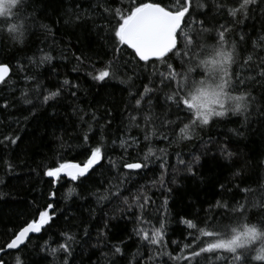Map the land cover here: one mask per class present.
Masks as SVG:
<instances>
[{
    "label": "trees",
    "instance_id": "16d2710c",
    "mask_svg": "<svg viewBox=\"0 0 264 264\" xmlns=\"http://www.w3.org/2000/svg\"><path fill=\"white\" fill-rule=\"evenodd\" d=\"M121 2L126 10L127 0H25L22 12L30 17V23L22 41L0 29V63L11 70L6 83L0 85V140L5 135L20 138L15 145L0 143V246L47 203L54 204L55 213L51 224L31 236L18 253L24 264H187L168 255L186 256L191 251L184 245L192 243L188 236L192 230L186 229L180 218H196L199 222L211 221L215 216L219 221L224 210L216 208L215 202L231 204L234 195L238 203L247 204L250 222L264 221V213L253 206L258 197L249 195L245 199L240 191L245 186L259 189L264 185V81H248L240 86L247 87L255 97L247 119L231 114L216 118L209 126L195 129L193 139L184 141L173 136L168 127L160 128L157 121L156 135L145 141L146 131L151 133L153 129H145L143 116L151 109L163 119L165 95L170 90L159 83V63L145 65L127 54L113 52L111 28L100 5L108 3L118 9ZM207 2L209 7L204 10L208 12V26L215 29L208 43L217 42L220 25H226L230 29L228 41L237 42L242 54L248 55L251 41L264 35V4L251 6L248 17L236 22L218 15L211 7L213 0ZM241 35L248 40L247 45L240 41ZM45 54L52 57L51 61L41 62ZM109 61L119 68L117 77L107 82L94 80L93 75ZM174 64L177 71H183L179 59ZM65 80L69 84L65 85ZM146 86L155 91L145 95L143 111L137 110L135 99ZM57 89L61 95L45 103L43 97ZM149 96L151 104L147 103ZM5 103L7 108L3 107ZM166 114L176 120L172 113ZM133 116L137 117L135 121ZM176 131L178 134L179 129ZM85 134L89 136L87 143ZM162 134L169 139H162ZM133 139L140 141L139 146L133 145L125 152L121 140L131 143ZM145 144L167 161L163 188L161 161L155 157L146 174H122L127 172L121 167L125 161L147 152ZM95 146H102L105 158L89 173L90 178H84L83 185L62 180L53 188L51 178L44 175L45 167L58 161L82 163ZM177 153L186 164L197 155L201 157L200 163L193 165L196 175H190L178 163ZM5 162L13 165L11 171ZM236 172L240 175H234ZM117 187L132 190L131 194L125 192L129 202L137 190L152 198L154 203L145 213L151 223L139 224V209L128 210L123 198L97 199V195H106L107 189L115 191ZM73 188L76 194L69 195ZM52 191L56 192L54 200L49 199ZM158 219L166 224L167 246L163 248L147 244L136 234L138 227L150 230L158 226ZM65 233L75 238L69 242L71 254L63 250L53 254L51 249L65 242ZM116 246L121 248L120 254H114ZM16 254H4L5 264H15ZM201 264L206 262L201 259ZM208 264L224 262L210 260Z\"/></svg>",
    "mask_w": 264,
    "mask_h": 264
},
{
    "label": "snow or ice",
    "instance_id": "6c2138e0",
    "mask_svg": "<svg viewBox=\"0 0 264 264\" xmlns=\"http://www.w3.org/2000/svg\"><path fill=\"white\" fill-rule=\"evenodd\" d=\"M258 2L264 4V0H213L211 7L218 15L229 16L233 21L239 22L240 18L248 17V13L252 10L251 6ZM127 3L126 10L122 2L118 9L108 3L100 5L103 8V14H106L104 18L108 20V26L111 28L113 52L127 54L145 65H149L150 62L159 63L162 67L159 71V83L163 89L170 90L165 95L167 109L161 113L163 119L161 116L154 115L151 109L148 110L147 115L143 116L145 129L149 127L153 129L151 133L146 131L145 141H150V137L156 135L157 121H159L160 128L168 127L173 136H177L179 141H184L193 139L195 129L209 126L216 118H225L231 114L244 115L247 119L246 114L255 97L247 87L241 89L240 86L247 85L248 81L256 82L258 79L264 81V35L251 41L252 51L245 56L239 50L237 42L228 41L227 33L230 29L226 25H220L217 42L208 43V36L215 29L208 26L209 21L206 19L208 12L204 9L209 7L207 0H127ZM24 8L25 0H0V29L21 41L30 23V17L22 12ZM113 20L115 23H112ZM239 39L247 45L248 40L244 35H241ZM51 59L50 55L45 54L41 62L51 61ZM175 59H179L180 68L183 71H177L174 64ZM77 60L82 61V57H77ZM8 72L9 66L0 63V83H6L5 74ZM118 72L119 68L115 62L109 61L104 69L99 70L92 78L96 81L107 82L109 79H115ZM64 84H69V81L65 80ZM153 91L155 88L147 86L144 88V93L135 99L137 110L143 111L142 101L145 95ZM72 94L75 95V93ZM60 95L61 91L57 89L45 95L43 100L47 103ZM151 100L149 96L147 103L151 104ZM25 103H31V101L25 100ZM3 107L7 108L8 105L5 103ZM168 112L176 116L175 121L166 114ZM92 119H95L94 114ZM131 119L135 121L137 117L133 116ZM136 126L140 127L139 124ZM176 129H179L178 134ZM161 138L169 139L163 134ZM19 139L18 136L5 135L0 143L7 142L15 145ZM83 139L87 143L89 136L85 134ZM120 144L127 152L128 148L133 145L139 146L140 141L133 139L131 143H128L127 140H121ZM145 147L147 152L142 157L125 161L122 164V169L127 170L122 174L125 177L146 174L152 163L151 158L155 157L161 161L159 167L163 171H161L160 186L163 188L165 186L163 177L168 171L167 161L156 156L147 144ZM227 155L231 157L232 153ZM104 158L102 146H95L86 154V159L82 163L58 161L54 166H46L44 175L51 178L50 183L53 188L62 180L78 181L80 185H83L84 178H90L89 173ZM177 159L180 165L185 166L187 173L196 175L193 165L200 163L199 155L194 157L192 163L187 164L179 153H177ZM5 163L11 171L13 165ZM109 163H113L111 159ZM113 166L115 167L114 164ZM234 175L238 176L240 173L236 172ZM124 182L121 181V183ZM219 186L221 190H225L224 184ZM168 191L171 189L169 188ZM240 191L245 199L249 195L258 197V201L253 206L264 213V185H261L259 189L245 186ZM125 192L131 194L132 190L121 191L117 187L115 191L107 189L106 195L96 193L94 195H97L98 200H106L109 197L123 198V203L128 210L139 209V214H136L139 224L151 223L150 216H146L145 213L154 203L152 198L137 190L129 202ZM75 194L74 188L69 190V195ZM55 197V191L49 193L50 200H54ZM232 201L231 204L222 200L215 202L216 208L224 210L219 221L215 216L211 221L199 222L196 218L181 217L179 222L185 225L186 229L192 230L188 233L192 243L184 245L185 249H191V251L186 256H173L168 253L169 258L177 261L184 260L187 264H201V259L206 264L210 260L223 261L224 264H264V221L250 222L247 215V204L238 203L235 195ZM165 204H167V199H165ZM53 209L54 204L49 202L43 210L38 211L33 219L19 226L12 237L0 246V264H5L3 255L13 251L17 253L15 264H24L18 253L26 247L32 234L41 233L51 224L55 215ZM216 215L220 216L221 213L217 212ZM156 225L158 226H153L150 230L138 227L136 234L149 245L159 248L166 247V224L158 219ZM64 236L66 237L65 242H58V248L51 249L53 254L60 250L71 254L72 249L69 242H73L75 238L67 233ZM204 237L208 239H202ZM47 248L46 244L45 250ZM121 252V248L116 246L114 254ZM65 264H67L66 261ZM164 264H167V261H164Z\"/></svg>",
    "mask_w": 264,
    "mask_h": 264
},
{
    "label": "water",
    "instance_id": "95a60500",
    "mask_svg": "<svg viewBox=\"0 0 264 264\" xmlns=\"http://www.w3.org/2000/svg\"><path fill=\"white\" fill-rule=\"evenodd\" d=\"M10 73H11V70H10V68H9V72L5 74V80L10 76ZM1 84H2V83H0V85H1ZM33 235H35V234H32L31 236H33ZM31 236H30V238H31ZM30 238H29V239H30Z\"/></svg>",
    "mask_w": 264,
    "mask_h": 264
}]
</instances>
